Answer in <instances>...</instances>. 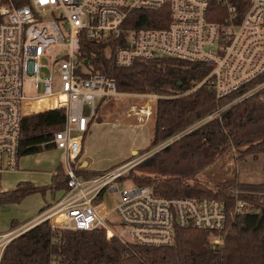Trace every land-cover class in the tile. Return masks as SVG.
<instances>
[{
  "label": "built area",
  "instance_id": "obj_1",
  "mask_svg": "<svg viewBox=\"0 0 264 264\" xmlns=\"http://www.w3.org/2000/svg\"><path fill=\"white\" fill-rule=\"evenodd\" d=\"M220 1L230 12L222 23L209 20L210 0H0V182L4 173L20 170L24 117L51 110L65 112L63 128L49 142L62 151L68 176L63 195L37 218L0 233V253L14 238L44 221L54 229L103 228L109 240L118 238L124 244L171 245L176 229L185 227L216 232L211 241L222 243L228 218L250 210L246 198L250 192L230 186V203L219 198L164 197L152 186L135 183L119 188V178L142 159L87 178L74 168L84 135L96 123L100 101L105 103L111 93H124L117 91L115 80L93 70L81 50L84 38L112 47L113 60L120 67L162 57L207 63L211 71L194 89L205 84L217 99L264 74V0H252L240 19L231 0ZM162 8L169 16L164 27L129 23L137 10ZM263 87L264 82L257 84L205 121ZM109 191L118 193L112 211L104 205ZM112 212L118 217L113 221L117 228L105 221Z\"/></svg>",
  "mask_w": 264,
  "mask_h": 264
},
{
  "label": "trees",
  "instance_id": "obj_2",
  "mask_svg": "<svg viewBox=\"0 0 264 264\" xmlns=\"http://www.w3.org/2000/svg\"><path fill=\"white\" fill-rule=\"evenodd\" d=\"M231 3L240 19L252 0H231ZM229 15L220 0H210V21L222 23ZM168 20L167 9L162 8L137 10L132 13L129 23L133 27L161 28ZM106 46L83 39L82 53L94 71L115 80L119 92L159 95L153 109L150 149L183 133L219 107L264 82L263 74L240 91L217 99L205 84L194 89L211 71L207 63L162 57L137 60L132 66L120 67L113 60L112 47ZM103 102L104 99L99 107ZM64 122L63 110L24 117L21 127L22 156L55 148L49 141L56 131L63 128ZM42 143H46L45 147ZM228 148L239 152V158L250 154L258 156L264 152V87L231 104L221 116L206 120L140 162L133 167L138 173L131 174L136 184L152 186L156 194L164 197H208L232 203L228 192L230 186L250 192L246 197L250 210L228 218L221 244L214 245L210 239L216 232L193 227L176 229L175 241L171 245L146 246L124 244L118 238L109 240L103 228L90 231L54 229L49 221H44L14 238L5 247L0 264H264V181L253 183L233 179L211 188L198 179ZM82 164L83 161H79L74 168L78 175L86 178L105 171L84 168ZM129 173L120 177L119 181L128 179ZM50 187L54 191L68 188L63 163L54 172L49 186L40 188L21 181L14 189L0 190V207L19 203L28 194L45 192ZM20 224L18 220H13L11 229Z\"/></svg>",
  "mask_w": 264,
  "mask_h": 264
},
{
  "label": "rangeland",
  "instance_id": "obj_3",
  "mask_svg": "<svg viewBox=\"0 0 264 264\" xmlns=\"http://www.w3.org/2000/svg\"><path fill=\"white\" fill-rule=\"evenodd\" d=\"M132 94L137 95L110 96L102 104L96 123L93 124L84 140V157H80L79 160L80 162L84 161L82 167L106 171L131 160L142 159L144 161L181 138L185 133L206 122L203 119L183 133L150 149L149 144L154 126L153 109H155L159 95L153 93ZM143 95H149V97ZM143 108H148L146 113L142 111ZM150 110L152 114L149 116L147 113L149 114ZM238 155L239 152H236L234 148H228L215 163L198 176V179L211 188L221 182L233 179H238L240 182H263L264 152L258 156L250 154L244 158H239ZM61 163L62 152L57 148L23 155L20 160V170L15 173H4L0 183L2 187L6 186L12 189L21 181L30 182L33 186L40 188L46 187L52 183V176ZM133 172L138 173L136 168H132L129 178L123 179V182L119 181L117 186L122 188L124 184L135 183L131 176ZM63 193L62 190L54 191L50 187L45 192L37 191L28 194L19 203L2 205L0 207V229H10L13 220L22 222L36 216L42 208L58 200ZM117 198V192L106 193L104 205L107 211H112L115 208ZM117 219L116 213L112 212L105 218V221L115 227L113 221Z\"/></svg>",
  "mask_w": 264,
  "mask_h": 264
},
{
  "label": "crops",
  "instance_id": "obj_4",
  "mask_svg": "<svg viewBox=\"0 0 264 264\" xmlns=\"http://www.w3.org/2000/svg\"><path fill=\"white\" fill-rule=\"evenodd\" d=\"M128 95H134V94H131V93H129ZM62 152V151H61ZM81 157L83 158L84 157V147H83V151H82V154H81ZM83 163H84V161H83ZM7 189H12V188H8V187H6V186H4L3 188H1V190H7ZM41 213V212H40ZM39 213V214H40ZM39 214H37L36 216H34V217H32V218H27L28 220H26L25 219V221H22L21 222V224L19 225V226H17V227H15V228H10V229H8V230H1L0 229V233H4V232H8V231H10V230H14V229H18L19 227H21L22 225H24V224H26V223H30V222H32L35 218H37L38 217V215ZM3 253V252H2ZM2 253H0V259H1V256H2Z\"/></svg>",
  "mask_w": 264,
  "mask_h": 264
},
{
  "label": "bare ground",
  "instance_id": "obj_5",
  "mask_svg": "<svg viewBox=\"0 0 264 264\" xmlns=\"http://www.w3.org/2000/svg\"><path fill=\"white\" fill-rule=\"evenodd\" d=\"M129 93H111L110 96H122V95H128ZM132 94V93H131ZM134 95H137V94H134ZM140 95V94H139ZM109 96V97H110ZM143 96H146V97H149V95H143ZM150 101H152L150 99ZM146 110H148V108H143L142 111H144L146 113ZM152 114V111L150 110L149 114L147 113V115H151ZM100 120V119H99Z\"/></svg>",
  "mask_w": 264,
  "mask_h": 264
}]
</instances>
